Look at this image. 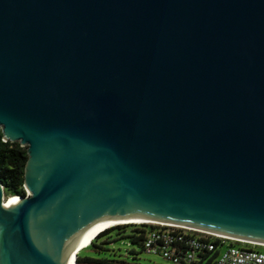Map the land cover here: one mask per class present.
I'll list each match as a JSON object with an SVG mask.
<instances>
[{
    "label": "water",
    "instance_id": "obj_1",
    "mask_svg": "<svg viewBox=\"0 0 264 264\" xmlns=\"http://www.w3.org/2000/svg\"><path fill=\"white\" fill-rule=\"evenodd\" d=\"M0 129V264L104 220L264 244V0H0Z\"/></svg>",
    "mask_w": 264,
    "mask_h": 264
},
{
    "label": "built area",
    "instance_id": "obj_2",
    "mask_svg": "<svg viewBox=\"0 0 264 264\" xmlns=\"http://www.w3.org/2000/svg\"><path fill=\"white\" fill-rule=\"evenodd\" d=\"M120 226L145 229L142 251L167 264H264V251L260 250L264 246L260 244L170 224Z\"/></svg>",
    "mask_w": 264,
    "mask_h": 264
},
{
    "label": "trees",
    "instance_id": "obj_3",
    "mask_svg": "<svg viewBox=\"0 0 264 264\" xmlns=\"http://www.w3.org/2000/svg\"><path fill=\"white\" fill-rule=\"evenodd\" d=\"M28 161L27 149L19 143L12 144L4 142V134L0 129V182L4 186L5 195L7 197L27 196L25 189V167ZM146 228V227H145ZM145 229L133 226H119L113 228L107 233L100 234V237L89 243L90 247H97V242L102 241L103 244L111 243L113 235L118 238L128 237L132 244L141 248L144 240ZM87 245V247L89 246ZM78 264H115L106 260L77 259Z\"/></svg>",
    "mask_w": 264,
    "mask_h": 264
},
{
    "label": "rangeland",
    "instance_id": "obj_4",
    "mask_svg": "<svg viewBox=\"0 0 264 264\" xmlns=\"http://www.w3.org/2000/svg\"><path fill=\"white\" fill-rule=\"evenodd\" d=\"M9 198L6 196L7 201ZM79 256L82 259L106 260L115 264H167L161 258L144 253L139 246L132 244L128 237L118 238L116 235H113L111 243L103 244L98 241L97 247H85Z\"/></svg>",
    "mask_w": 264,
    "mask_h": 264
},
{
    "label": "bare ground",
    "instance_id": "obj_5",
    "mask_svg": "<svg viewBox=\"0 0 264 264\" xmlns=\"http://www.w3.org/2000/svg\"><path fill=\"white\" fill-rule=\"evenodd\" d=\"M18 199L17 197H12L8 201H5V204L10 203L11 201ZM125 224H168V223H162L159 221H152V220H143V219H137V220H130V221H100L94 225H92L85 233H83L76 241H74L71 245L67 246L64 250L60 252V259L62 263L64 264H78L76 262V257H78L79 253L81 250H83L89 243L94 241L96 238L100 237L99 235L108 231L109 229H112L114 227L120 226V225H125ZM173 225V224H170ZM175 226L182 227V228H190L194 229L197 231H204L198 228H193L185 225H177ZM205 232V231H204ZM208 232V231H206ZM211 233V232H210ZM215 234V233H214ZM223 236V235H222ZM228 237V236H227ZM233 238V237H229ZM236 239V238H233ZM236 240H241L244 242H249L252 244H260L263 245L262 243H256L252 241H247L243 239H236Z\"/></svg>",
    "mask_w": 264,
    "mask_h": 264
},
{
    "label": "flooded vegetation",
    "instance_id": "obj_6",
    "mask_svg": "<svg viewBox=\"0 0 264 264\" xmlns=\"http://www.w3.org/2000/svg\"><path fill=\"white\" fill-rule=\"evenodd\" d=\"M118 264H127V263L122 262V263H118Z\"/></svg>",
    "mask_w": 264,
    "mask_h": 264
},
{
    "label": "clouds",
    "instance_id": "obj_7",
    "mask_svg": "<svg viewBox=\"0 0 264 264\" xmlns=\"http://www.w3.org/2000/svg\"><path fill=\"white\" fill-rule=\"evenodd\" d=\"M76 262H77V260H76Z\"/></svg>",
    "mask_w": 264,
    "mask_h": 264
}]
</instances>
